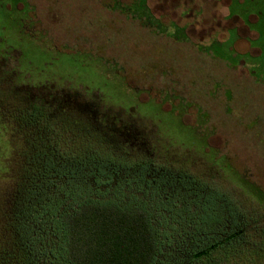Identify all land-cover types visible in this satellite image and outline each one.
Returning a JSON list of instances; mask_svg holds the SVG:
<instances>
[{"label": "rangeland", "instance_id": "obj_1", "mask_svg": "<svg viewBox=\"0 0 264 264\" xmlns=\"http://www.w3.org/2000/svg\"><path fill=\"white\" fill-rule=\"evenodd\" d=\"M18 1L0 0V53L18 57L14 78L24 81V74L29 88L43 83L41 95H53L52 108H60L63 92L69 96L80 93L79 88L87 97L97 96L104 108L121 107L119 118L129 120L124 126L137 145L146 131L142 120L148 121L158 147L167 149L171 160H187L198 152L201 159L193 161L203 182L213 178L215 191L226 193L253 217L244 234L232 239L236 246L227 252L232 264H264V194L256 187L264 192V0H145L155 18L141 10L153 22L142 29L126 11L121 18L105 10L112 0H30L36 26ZM119 1L138 10V0ZM27 92L14 93L19 102L30 103ZM9 104L8 112L0 113L4 186L19 166V153L32 149L33 141L48 143L36 126L21 128L23 109ZM128 106L135 108L132 114L124 113ZM78 134L62 132L58 144H79ZM184 150L189 157L181 154ZM90 156L65 160L59 155L54 159L62 171L69 166L67 173L28 187L32 194L22 227L36 264H66L51 214L87 197L143 201L159 230L160 259L185 263L195 241L209 233L195 222L207 193L197 196L186 181L151 166L124 168ZM182 165L193 171L190 159ZM223 225L215 228L218 233L228 232V224Z\"/></svg>", "mask_w": 264, "mask_h": 264}, {"label": "trees", "instance_id": "obj_2", "mask_svg": "<svg viewBox=\"0 0 264 264\" xmlns=\"http://www.w3.org/2000/svg\"><path fill=\"white\" fill-rule=\"evenodd\" d=\"M112 1V7L107 6L105 10L116 11L121 18L124 17L123 14L126 11L128 16H132V19H138L135 22L140 26V29H142L141 26L152 27L153 22L149 18H153L154 15L145 0L137 1L138 10L135 11L119 0ZM17 2L19 1L17 0ZM21 4V8L29 9L27 13L36 26L35 9L30 0H22ZM143 9L150 17L146 15L144 18L140 14ZM11 55L9 54V56ZM17 60L16 55L6 57L0 53V113L8 112L9 103L15 109H23V113L19 116L21 128L28 126L29 129L36 126V130L45 132V139H48V143L33 141L32 149L28 146V152L18 154V157L22 158L20 162H17L19 166L15 167V171L13 170L14 175L5 178L7 181L5 186L4 182L3 185L0 184V264H36L34 252L28 246L23 232L24 227H22L24 209L32 194V190L28 193L27 189L37 180L60 177L63 173H67L66 170L69 169V166L64 171L60 170L59 163L54 158L60 155V158L66 160L87 153H91L90 157L98 162L106 161L124 168L138 165L143 168L151 166L163 174L167 173V177L171 179L186 181L189 188H195L194 193L197 196L206 192L207 202L203 206L204 212L196 216L195 222L202 226L206 225L209 233L205 238L195 241V246H192L191 250L187 252L188 259L182 264H232L233 256L227 253L236 246L232 239L244 234V228L253 217L245 214L226 193L221 194L219 191H215L211 185L214 182L213 178H208L211 181L208 184L203 182V175L196 172L199 171L196 169V160L193 161L194 158L201 159L197 155L198 152H196L197 154L193 152L191 158L187 155L190 153L189 151L185 152L184 150V153H181L184 154V157L188 156L193 163V171L188 170V167L182 164L184 160L187 162L189 159L186 160L182 157L183 160L180 162L171 160L168 150L158 147L153 125L140 118L137 119L145 123L142 132L146 131L145 135L139 137L137 145L136 140L133 139L134 136L129 137L124 126L125 122L129 120L122 121L119 118L123 109L121 107L104 108L100 105L97 96L87 97L81 93L83 91L80 88V93L77 91V94L69 96H64L63 92L61 100L58 102L60 108H52L50 104L53 99L50 98L53 95L49 94L46 97L41 95L43 83L35 84L29 88L25 84L27 79H24V74L22 77L24 81L20 77H17L18 80L14 78L13 75H16L17 72L13 70L18 66ZM26 88L29 89V93ZM16 90L27 92V98L32 104L19 102L16 93H14ZM65 97L66 99L70 97V102L63 101ZM72 101H75L76 104L71 103ZM26 105L31 107H24ZM127 108L131 109H126L128 112L124 113L132 114L131 112L135 110L131 106ZM110 109L114 111L107 115L105 111ZM9 112L11 113V111ZM203 117L205 116H201V118ZM135 120L132 119V121ZM71 131L74 133L78 131L77 138L81 142L64 146L58 144V136L62 132L65 134ZM85 140L88 143L85 144ZM46 148L49 151H46ZM33 150L34 155L27 156ZM54 151H58L60 154H56ZM220 153L227 159L226 154ZM171 154L175 157L176 153ZM41 159H43L42 162L39 161ZM69 163H71L70 160ZM43 165L44 168H42ZM28 166L31 167L30 171ZM208 167L212 169L210 166ZM195 172L199 177L195 175ZM256 187L260 193L264 194L258 186ZM51 218L62 236L61 255L66 264H164L160 259L159 230L153 224L149 208L141 200L122 204L114 199L87 197L75 202L72 209H64L57 214L53 212ZM217 222H219L218 225H213ZM221 223L228 224L226 226L228 232L225 231V234L218 233L221 230L215 229Z\"/></svg>", "mask_w": 264, "mask_h": 264}]
</instances>
